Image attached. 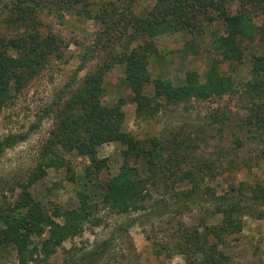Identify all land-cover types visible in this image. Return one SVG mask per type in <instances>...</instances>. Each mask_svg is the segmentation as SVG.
<instances>
[{"label":"rangeland","instance_id":"374dc122","mask_svg":"<svg viewBox=\"0 0 264 264\" xmlns=\"http://www.w3.org/2000/svg\"><path fill=\"white\" fill-rule=\"evenodd\" d=\"M43 2L53 12H49L48 8L38 12L41 32L44 36H56L59 49L21 90H17L12 82V98L0 107V141L9 134H29L25 141L7 148L0 157V227H6V215H25L27 209L24 207L14 210L22 198L25 185H28L27 190L33 199L41 203L44 212L61 224L64 223L62 213L79 208L84 199L93 208L89 219L82 224L81 233L65 239L48 258L39 253L34 260L22 263L12 242L0 244V264H64L66 258L87 252L104 241L110 242V250L98 264H186L185 256L173 250L175 242L169 234L174 227L169 219L176 214L184 227H195L201 219H206L208 225H216L222 214L213 213V204L204 201L191 204L187 209L175 208V211L162 217L143 218L132 225L126 235L116 237L118 227L145 213L134 210L119 213L103 203L107 182L120 172L124 164L123 146L119 142L97 146L96 155L100 165H104L100 169H96L90 157L80 155L68 145H54L50 150L48 144L54 139L58 112V108L53 110L52 107L59 101L60 92L70 83L81 63H84V68L68 88L62 103L84 84L85 77L102 66L110 50L113 53H129L147 40L152 41L154 46L148 65L153 81L146 86V94L154 96L156 79L179 86L185 84L187 73L192 71L205 81L217 56L216 39L224 34L223 23L209 19L216 15L212 8H198L192 12L193 20L199 26L197 30H167L150 38L134 32L132 19L148 15L159 0H80L74 4L68 3V0ZM10 3V0H0V33L9 36L16 34V30L7 25L11 16ZM104 7L108 11L115 10L114 14H105V24L94 16L103 12ZM224 7L235 11L240 7V1H232ZM123 16L124 21L120 20ZM117 23L109 34L112 43L103 42L96 46L98 32ZM125 25L129 27L122 32ZM255 45L248 43L242 63L223 61L220 65L221 75L232 77L234 90L231 93L215 94L209 98L193 97L178 104H166L160 99L163 106L157 115L138 117L132 106L133 91L128 86L124 67L116 65L105 75L102 102L109 107L119 106L124 113L123 129L147 145L157 140L168 146L178 137L183 145L179 153L189 155L194 161L214 162L217 174L214 178L205 179L203 187H213L218 194L229 191L232 195L238 194V191L233 192L231 186L238 188L243 183L244 192L251 197L253 191L246 185L256 187L262 184L264 187V142L244 138L237 140L229 126H242L252 105L242 89L250 79ZM217 118L226 119L228 124H215ZM45 151H50L49 156L59 153L64 165L46 166L49 156ZM183 166L189 167L186 163ZM40 167L45 169L44 175L39 174ZM31 179L34 180L28 184ZM170 183L171 180L168 181ZM166 186L167 181L164 180L162 187L154 188L153 201L158 202L150 201L149 209L156 203H164L165 199L174 202L173 193L185 187L182 183L163 194ZM245 205L248 212L242 214V230L229 236L226 243L219 246V250L229 258L225 264H264V205ZM44 228L42 234L34 232L29 236L28 248L38 247L41 250L43 242L50 236L49 225Z\"/></svg>","mask_w":264,"mask_h":264},{"label":"trees","instance_id":"16d2710c","mask_svg":"<svg viewBox=\"0 0 264 264\" xmlns=\"http://www.w3.org/2000/svg\"><path fill=\"white\" fill-rule=\"evenodd\" d=\"M10 1L11 16L7 19V25L13 27L16 34L9 36L0 33V107L12 98V82L17 90H21L30 78L40 73L59 49L56 36H44L40 29L37 14L48 8L43 0ZM79 1L68 0V3ZM232 1L235 0H159L148 15L132 19L131 26L135 33L154 38L167 30H197L199 26L197 21L193 20L192 12L198 8H212L216 15L209 19L220 20L224 26V34L216 39L217 56L213 59L205 81L200 79L198 73L192 71L187 73L185 84L179 86L170 81L156 79L154 96L146 94V86L153 81L148 65L149 54L153 52L154 46L152 41L147 40L129 53H113L110 50L102 66L85 77L84 84L70 99L63 101V104L62 99L68 88L74 84L77 74L84 68V63H81L70 83L60 92L59 101L52 107L53 110L58 108V112L54 139L48 144L50 150H53L54 145H68L80 155L90 157L96 169H100L104 165H100L96 147L108 142H119L123 146L124 164L120 172L107 182L103 203L119 213H128L131 210L145 213L118 227L115 230L116 237L126 235L130 227L143 218L162 217L175 211V208L187 209L191 204L204 201L213 204V213L222 214V219L216 225H208L206 219H201L195 227H184L176 214L169 219V223L174 227L173 232L169 234L175 242L173 250L185 256L186 264H225L229 258L219 250V246L224 245L229 236L242 230V214L248 212L245 204L264 205V187L262 184L256 187L246 185V188L253 191L251 197L244 192L243 183L238 188L231 186L233 192L238 191V194L232 195L229 191L218 194L213 187H203L205 179L214 178L217 174L215 163L207 160L194 161L189 155L179 153L183 145L178 141V137L168 146L157 140L147 145L134 134L125 131L122 109L119 106L109 107L102 102L105 93L104 78L111 68L122 65L128 86L133 91L132 106L137 116H155L163 106L160 99L165 100L166 104H178L190 101L193 97L209 98L215 94L231 93L234 90L232 77L221 75L220 65L223 61L242 63L248 43H255L250 79L244 83L242 89V93L252 105L243 125H230L229 128L237 140L244 138L264 142V0H239L240 7L235 11L224 7ZM48 10L53 12L50 8ZM112 13L114 14L115 10L108 11L107 7H104L103 12L94 16L105 24L104 16ZM190 15L192 17H188ZM120 20L124 21L125 16ZM119 23L99 31L96 46L99 47L103 42L112 43L110 31ZM127 25L122 32L127 31ZM83 61L85 62V59ZM227 122L221 118L214 121L220 126H225ZM28 135H7L0 141V157L7 148L25 141ZM45 153L49 156L50 151ZM184 163L189 167H184ZM45 165L61 167L64 165L63 157L56 152L54 156H49ZM45 172V169L40 167L39 174L44 175ZM164 180L167 181V186L163 194L181 186L182 183L185 187L173 193L174 202L165 199L164 203H156L155 207L149 209L150 201L158 202L153 201L154 188L162 187ZM27 186L25 185L22 198L14 208H26L25 215H6V227H0V244L13 242L22 263L34 260L39 253L48 258L65 239L80 234L82 224L89 219L93 208L84 199L79 208L62 213L64 223L61 224L44 212L43 206L33 199ZM46 225H49L50 236L43 242L41 250L38 247L28 248L29 236L34 232L42 234ZM213 239L216 241H212ZM110 246V242L104 241L87 252L66 258L64 264H98L109 252Z\"/></svg>","mask_w":264,"mask_h":264}]
</instances>
